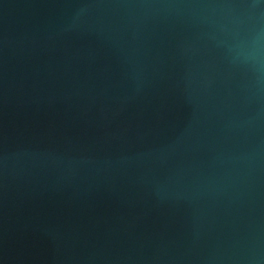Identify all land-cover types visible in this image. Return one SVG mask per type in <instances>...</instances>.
Here are the masks:
<instances>
[{
	"label": "water",
	"instance_id": "1",
	"mask_svg": "<svg viewBox=\"0 0 264 264\" xmlns=\"http://www.w3.org/2000/svg\"><path fill=\"white\" fill-rule=\"evenodd\" d=\"M0 264H264V0H0Z\"/></svg>",
	"mask_w": 264,
	"mask_h": 264
}]
</instances>
